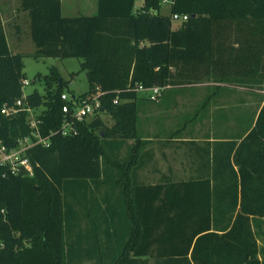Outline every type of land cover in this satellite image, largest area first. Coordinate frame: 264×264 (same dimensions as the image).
<instances>
[{"label": "trees", "instance_id": "16d2710c", "mask_svg": "<svg viewBox=\"0 0 264 264\" xmlns=\"http://www.w3.org/2000/svg\"><path fill=\"white\" fill-rule=\"evenodd\" d=\"M160 5L97 0L94 16L66 18L60 0H20L34 59L80 60L88 91L79 97L98 92L102 112L76 136L30 149L32 176L0 169V264H264V0H171L166 17ZM171 15L188 20L173 29ZM22 60L0 26V110L23 95ZM57 79L53 68L45 95L26 96L42 137L61 125ZM204 84L256 94L258 109L219 142L211 179L139 184L135 88H166L163 98ZM30 135L26 114L0 113L8 150Z\"/></svg>", "mask_w": 264, "mask_h": 264}, {"label": "rangeland", "instance_id": "374dc122", "mask_svg": "<svg viewBox=\"0 0 264 264\" xmlns=\"http://www.w3.org/2000/svg\"><path fill=\"white\" fill-rule=\"evenodd\" d=\"M161 3L163 1H167V4L160 5L161 6V14L168 15L169 7L171 6V0H159ZM180 23L173 22L172 26L177 27ZM22 47L20 51V55L23 57V74L24 79L29 82V85L24 88L23 93L25 96L32 94L33 92H37L40 95H45L47 84L44 81V77L49 74L51 69H56L58 73V79L54 82H50L51 89H56L57 85L61 83L63 85V93L68 96L79 97L84 95L88 91L87 77L86 72L81 71V61L77 59H67V60H58V59H41L35 60V47L30 40L29 31H26V34L22 35ZM181 95L176 100L175 104H170L169 101H165L162 104L151 103L146 108L139 105L138 111V127L143 128L144 132L148 130H153L154 126H169L174 128H184L187 127V130L192 129L193 133L188 134V131L176 135L172 139V144L174 148H178L181 150L178 154H182L180 152H184V148H180V145L187 143H194L196 140L198 142L204 141V134L209 130V127L213 124H216L212 119H209L210 110L216 107L219 109H223L226 115H228L229 110H237L245 109V106L251 108V110H255L258 105V98L254 95H247L243 90L238 89L229 94H221L216 100L215 97H207L208 92L206 91L205 85L195 86L191 88H186L180 91ZM139 98H145L143 93H138ZM251 94V93H250ZM261 96V94H259ZM160 101V100H159ZM217 103V104H216ZM143 110V111H142ZM207 117V118H205ZM101 120L104 126L111 128L113 127V119L108 115H103ZM232 118L230 121L225 124L227 129L233 127L232 126ZM199 131V133H197ZM154 134L155 132L152 131ZM149 138L146 140L141 139V141L147 142L151 144L154 141L152 138L151 132ZM165 135V134H163ZM194 137V138H193ZM166 137L163 136L162 140H165ZM164 142V141H163ZM167 142V141H166ZM131 146H135V141H129ZM169 147V141L166 144ZM160 148V146H158ZM171 149H173L171 147ZM183 149V150H182ZM174 156V165L172 174L175 178H188L189 174L181 175L183 171L188 169V164L183 160V158L177 156V153L172 154ZM126 155L121 154V159H123ZM169 154L164 157L157 156L156 161L148 167V170L142 171L139 174L137 173L138 181L143 182L142 179L146 180L148 183H156L159 182V177H154L150 180L151 171L153 169L158 170V174H160L164 169L167 170ZM179 162L182 163V167H180ZM185 163V164H184ZM157 179V180H156ZM264 232V225L262 227ZM86 264V263H84Z\"/></svg>", "mask_w": 264, "mask_h": 264}, {"label": "crops", "instance_id": "0c3cea01", "mask_svg": "<svg viewBox=\"0 0 264 264\" xmlns=\"http://www.w3.org/2000/svg\"><path fill=\"white\" fill-rule=\"evenodd\" d=\"M61 3V13L66 18H74V17H91L94 16L97 13V0H60ZM142 2L138 1L135 6V13L139 11V9L142 7ZM20 7V0H0V26L4 32V36L6 39V43L8 46V49L12 55H20L21 47L23 45L22 41V35L26 34V31H29V37H30V30H29V18L28 14L19 11ZM170 8L169 7V14L168 15H162L161 14V6L159 13L162 16H169L170 15ZM180 26V24L177 27H173V29H177ZM31 40V39H30ZM36 51V49H35ZM206 86V91L208 92L207 97L209 99L211 97H215L216 100L218 99L219 95L226 94L222 91L213 90L215 86L213 84H204ZM200 86V85H199ZM186 89V88H185ZM242 90V89H241ZM247 95H254L256 97V94H250L247 93V91L243 90ZM221 93V94H219ZM263 94V93H260ZM181 93H169L165 95L162 99H160L159 104L169 101L170 104H175L176 100L180 97ZM147 97L143 98V102H141L139 105L143 107H147L151 104V102H148L146 99ZM217 104V103H216ZM258 109L251 110V108H248L245 106V109H239L233 110L230 109L228 115L225 114L223 109H219V107L216 105L213 110H210V117L209 119H212L216 124H213L209 127V130L204 134V141L198 142L196 140L194 143H187L180 145V148H184V152H180L182 154H178L181 150L177 147L174 148V144H172V139L177 134H183L188 131V134H192L193 130H187V127L184 128H174L167 127V126H154L152 127L153 130L145 131L143 128L138 127V134L141 139H147L149 138L150 133L152 135V138H154V141L151 144H148V141L146 142V145L143 147L141 151L142 159V165L141 168L137 171L139 174L142 171H147L148 167L156 161L157 156L164 157L169 154V161L168 166L166 167L167 170L163 171L158 174V170L153 169L151 171L150 180H152L154 177H158L159 182L156 183H148L145 182L146 180L142 179L143 182H139V184L144 185H157L162 182H165L166 180H171L172 182H181V181H188L193 179H211V170H212V158L214 153L217 155L220 154L218 144L224 139L225 134H237L238 130L240 131V124L238 121H236V118L240 115L243 116L244 114H250V112H256ZM143 111V110H142ZM207 118V117H205ZM232 118V126L231 128L227 129L225 127V124H227L230 119ZM245 126V125H244ZM155 132L154 134L152 133ZM199 133V131H197ZM241 133V131H240ZM165 134V135H163ZM165 136L166 139L162 140V137ZM194 138V137H193ZM164 141V142H163ZM169 141V147L166 144ZM130 144V143H129ZM160 146V148H158ZM171 147L173 149H171ZM183 150V149H182ZM177 153V156L185 158V162L188 164V169L186 171H183L181 175L189 174L188 178H175L172 174L173 165H174V156L173 153ZM183 162H179L180 167H182ZM185 164V163H184ZM209 168V171L207 169ZM136 173V174H137ZM137 177V175H136ZM138 179V177H137ZM156 179V180H157Z\"/></svg>", "mask_w": 264, "mask_h": 264}, {"label": "built area", "instance_id": "2783aa9c", "mask_svg": "<svg viewBox=\"0 0 264 264\" xmlns=\"http://www.w3.org/2000/svg\"><path fill=\"white\" fill-rule=\"evenodd\" d=\"M163 1L161 4H167ZM172 22L180 24L188 20L187 16H170ZM29 85L26 80L21 81L22 92ZM166 88H149L145 89L140 86L135 88L136 93H143L150 102H158ZM100 94H90L86 98L68 96L65 93L60 96L62 102L60 111L62 113V121L59 129L50 133L46 137H42L39 132L41 121L35 112L26 103V96L15 101L11 106H3L0 110L2 116L14 117L18 114H26V123L31 131V135L22 138L17 146L12 150H8L0 141V169L8 170L10 175L32 176V167L28 160V152L34 147L48 148L50 139L59 135L61 137H74L78 134V125L88 121L90 118L102 112L99 102ZM119 103L118 99L113 101L114 105Z\"/></svg>", "mask_w": 264, "mask_h": 264}]
</instances>
